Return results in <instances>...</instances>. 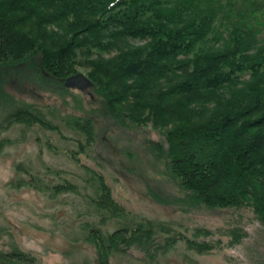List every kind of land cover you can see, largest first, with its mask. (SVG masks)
I'll return each instance as SVG.
<instances>
[{
  "label": "rangeland",
  "instance_id": "obj_1",
  "mask_svg": "<svg viewBox=\"0 0 264 264\" xmlns=\"http://www.w3.org/2000/svg\"><path fill=\"white\" fill-rule=\"evenodd\" d=\"M105 1L113 0H98L99 7ZM56 12L44 20L31 13L19 29L36 38L54 31L64 37L75 19L64 20L74 10H64L59 18ZM86 40L74 48L73 60L60 63L67 69L74 65L75 74L35 69L26 60L18 64L25 68L19 75L12 69L0 71L4 89L19 102L59 112L55 128L23 116L0 132V251L19 247L36 257L34 264H98L102 254L109 264H264V213L253 196L241 206H212L209 193L199 195L201 202L192 201L180 171L157 162L145 145L147 139L166 144L173 123L149 120V111L137 107V87L116 102L120 110H133L134 121L109 116L101 87L92 79L93 68L85 63L100 51L89 50ZM127 40L131 45L150 41ZM101 53L110 58L118 49ZM78 73L93 85L65 86V80ZM134 80L128 83L135 85ZM248 81L218 86L211 105L201 111L213 110L231 91L252 87ZM195 106L200 110L198 103ZM263 126L252 131L264 134ZM202 169L212 172L208 166ZM94 174L103 175L104 182ZM123 224L133 230L110 243L107 237ZM95 227L107 236L101 243Z\"/></svg>",
  "mask_w": 264,
  "mask_h": 264
},
{
  "label": "trees",
  "instance_id": "obj_2",
  "mask_svg": "<svg viewBox=\"0 0 264 264\" xmlns=\"http://www.w3.org/2000/svg\"><path fill=\"white\" fill-rule=\"evenodd\" d=\"M97 1L0 0V71L21 74L25 68L18 64L26 60L35 69L75 74L74 65L67 69L64 64L77 56L74 48L80 39H87L89 50L100 51L85 63L93 68L92 79L101 87L109 116L134 121L133 110H120L116 102L137 87V107L149 111L148 119L173 123L166 144L147 139L145 145L157 162L180 171L192 201L201 202L199 195L209 193L212 206H241L253 196L254 205L264 213V134L252 131L264 125V0H113L102 3V8ZM71 9L73 16L64 21H75L64 37L54 31L36 38L19 29L31 13L44 20L53 12L59 18ZM128 36L150 41L131 45ZM115 48L117 55H101ZM128 79L136 84L130 85ZM248 80L252 87L229 91L213 110L201 111L211 105L220 85L234 87ZM23 116L55 128L59 112L19 102L0 81V132ZM203 166L211 168V174ZM97 177L101 184L103 175ZM104 193L108 195L106 189ZM95 229L101 243L107 236ZM131 230L123 224L107 239L115 243ZM104 255L98 264H109ZM35 262L32 253L19 247L0 251V264Z\"/></svg>",
  "mask_w": 264,
  "mask_h": 264
},
{
  "label": "water",
  "instance_id": "obj_3",
  "mask_svg": "<svg viewBox=\"0 0 264 264\" xmlns=\"http://www.w3.org/2000/svg\"><path fill=\"white\" fill-rule=\"evenodd\" d=\"M93 85V81L83 73H78L65 80V86L71 88L85 89Z\"/></svg>",
  "mask_w": 264,
  "mask_h": 264
}]
</instances>
